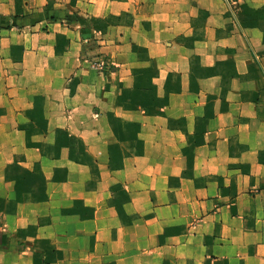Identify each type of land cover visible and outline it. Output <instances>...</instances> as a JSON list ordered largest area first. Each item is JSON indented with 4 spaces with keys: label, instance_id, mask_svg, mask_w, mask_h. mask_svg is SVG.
<instances>
[{
    "label": "crops",
    "instance_id": "0c3cea01",
    "mask_svg": "<svg viewBox=\"0 0 264 264\" xmlns=\"http://www.w3.org/2000/svg\"><path fill=\"white\" fill-rule=\"evenodd\" d=\"M0 264H264V0H0Z\"/></svg>",
    "mask_w": 264,
    "mask_h": 264
},
{
    "label": "rangeland",
    "instance_id": "374dc122",
    "mask_svg": "<svg viewBox=\"0 0 264 264\" xmlns=\"http://www.w3.org/2000/svg\"><path fill=\"white\" fill-rule=\"evenodd\" d=\"M224 1L231 8V10L236 11V8L238 7L239 0L230 1V2H228L226 0H224ZM92 66L96 67L100 71H108L110 69V65L106 61V58L95 59V61L92 62Z\"/></svg>",
    "mask_w": 264,
    "mask_h": 264
},
{
    "label": "built area",
    "instance_id": "2783aa9c",
    "mask_svg": "<svg viewBox=\"0 0 264 264\" xmlns=\"http://www.w3.org/2000/svg\"><path fill=\"white\" fill-rule=\"evenodd\" d=\"M226 1L230 2V1H236V0H226Z\"/></svg>",
    "mask_w": 264,
    "mask_h": 264
}]
</instances>
